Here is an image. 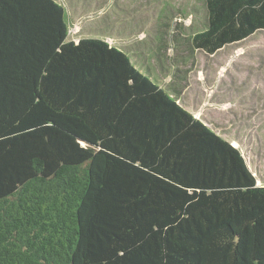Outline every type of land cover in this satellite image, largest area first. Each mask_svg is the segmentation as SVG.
<instances>
[{"label": "trees", "instance_id": "obj_1", "mask_svg": "<svg viewBox=\"0 0 264 264\" xmlns=\"http://www.w3.org/2000/svg\"><path fill=\"white\" fill-rule=\"evenodd\" d=\"M206 6L193 58L264 30V0ZM180 91L57 0H0V264H264V184Z\"/></svg>", "mask_w": 264, "mask_h": 264}, {"label": "rangeland", "instance_id": "obj_2", "mask_svg": "<svg viewBox=\"0 0 264 264\" xmlns=\"http://www.w3.org/2000/svg\"><path fill=\"white\" fill-rule=\"evenodd\" d=\"M57 1L67 8L69 38H105L154 82L176 86L181 103L239 147L264 184V30L193 58L188 41L187 48L178 46L174 36L206 27V0Z\"/></svg>", "mask_w": 264, "mask_h": 264}, {"label": "crops", "instance_id": "obj_3", "mask_svg": "<svg viewBox=\"0 0 264 264\" xmlns=\"http://www.w3.org/2000/svg\"><path fill=\"white\" fill-rule=\"evenodd\" d=\"M160 54V53H159ZM161 55V54H160ZM259 183V182H258ZM260 184V183H259Z\"/></svg>", "mask_w": 264, "mask_h": 264}]
</instances>
